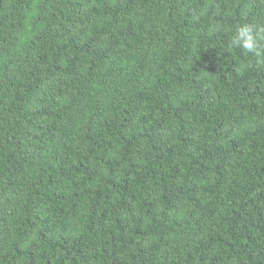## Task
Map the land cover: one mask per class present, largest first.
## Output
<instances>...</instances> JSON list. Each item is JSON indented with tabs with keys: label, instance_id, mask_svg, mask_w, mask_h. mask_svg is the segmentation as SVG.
<instances>
[{
	"label": "trees",
	"instance_id": "obj_1",
	"mask_svg": "<svg viewBox=\"0 0 264 264\" xmlns=\"http://www.w3.org/2000/svg\"><path fill=\"white\" fill-rule=\"evenodd\" d=\"M264 0H0V264H264Z\"/></svg>",
	"mask_w": 264,
	"mask_h": 264
},
{
	"label": "clouds",
	"instance_id": "obj_2",
	"mask_svg": "<svg viewBox=\"0 0 264 264\" xmlns=\"http://www.w3.org/2000/svg\"><path fill=\"white\" fill-rule=\"evenodd\" d=\"M257 39L264 40V30L245 24L236 29L229 46L241 49L245 53H254L259 56L260 53L257 51L255 43Z\"/></svg>",
	"mask_w": 264,
	"mask_h": 264
}]
</instances>
